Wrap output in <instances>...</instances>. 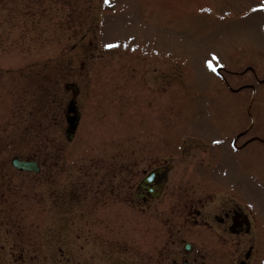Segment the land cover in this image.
<instances>
[{
    "label": "rangeland",
    "instance_id": "obj_1",
    "mask_svg": "<svg viewBox=\"0 0 264 264\" xmlns=\"http://www.w3.org/2000/svg\"><path fill=\"white\" fill-rule=\"evenodd\" d=\"M261 4L0 0V264H229L205 224L228 190L255 215L264 264ZM162 160L168 190L142 202Z\"/></svg>",
    "mask_w": 264,
    "mask_h": 264
},
{
    "label": "flooded vegetation",
    "instance_id": "obj_2",
    "mask_svg": "<svg viewBox=\"0 0 264 264\" xmlns=\"http://www.w3.org/2000/svg\"><path fill=\"white\" fill-rule=\"evenodd\" d=\"M73 112H67L64 110L63 116L66 120ZM237 148V147H236ZM171 164L168 161L159 162L153 168H150L141 178L143 179L147 173L153 172L155 169H161L159 173L152 175L150 181L145 180L142 185H139V181L134 188L135 196L142 200V202H147L152 199L161 197L169 186V172L172 169L171 166L165 170L163 167ZM171 187L174 189V182H171ZM232 191V190H231ZM236 191V190H234ZM239 191V190H237ZM227 198H224L225 203L220 208L219 212L212 213L209 215L207 223V230L221 239L223 246H225L226 257L229 258V264H257L259 261V253L257 252V246L260 238V230L257 225L255 215L249 209L247 204L242 202L240 197L238 200L233 201V196L230 191H226ZM212 192H206V197L211 198L209 194ZM236 192L233 194L235 195ZM238 193V192H237ZM224 197V196H223ZM191 200V197H187ZM166 226H171L166 223ZM172 227V226H171ZM190 247L188 248L189 251ZM256 250V252H255ZM183 257V256H182ZM183 261H189L186 257L182 258ZM255 259V260H254ZM192 263V262H191Z\"/></svg>",
    "mask_w": 264,
    "mask_h": 264
},
{
    "label": "water",
    "instance_id": "obj_3",
    "mask_svg": "<svg viewBox=\"0 0 264 264\" xmlns=\"http://www.w3.org/2000/svg\"><path fill=\"white\" fill-rule=\"evenodd\" d=\"M65 86L72 90L73 95L76 94L77 88L73 83H67V84H65ZM71 103H73V101ZM77 121H78V114H76L74 117H72L68 123V127L65 131L67 139L72 138L73 132H74L76 124H77ZM11 164L15 168L21 169V170H28V171H38L39 170V165L37 164V162L34 159H20L18 157H13L11 159ZM156 171L159 172L160 169H157ZM153 173L154 172H152V174ZM152 174L150 176H152ZM150 176L146 177L145 180L148 179L147 181H149ZM142 183H143V181H141L140 184L142 185ZM186 248H188V244L186 245ZM184 264H190V263H184Z\"/></svg>",
    "mask_w": 264,
    "mask_h": 264
},
{
    "label": "snow or ice",
    "instance_id": "obj_4",
    "mask_svg": "<svg viewBox=\"0 0 264 264\" xmlns=\"http://www.w3.org/2000/svg\"><path fill=\"white\" fill-rule=\"evenodd\" d=\"M258 7H260V8H264V4L258 5Z\"/></svg>",
    "mask_w": 264,
    "mask_h": 264
}]
</instances>
